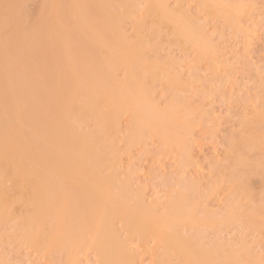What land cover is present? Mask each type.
Wrapping results in <instances>:
<instances>
[{
    "label": "bare ground",
    "instance_id": "bare-ground-1",
    "mask_svg": "<svg viewBox=\"0 0 264 264\" xmlns=\"http://www.w3.org/2000/svg\"><path fill=\"white\" fill-rule=\"evenodd\" d=\"M168 1L53 0L49 9V0H40L35 23L9 7L0 20V220H14L9 234L17 232L27 251L42 250L56 264H81L92 250L96 264H136L138 249L150 251L157 264H213L195 254L192 242L184 245L178 225L193 219L181 202L158 215L139 194L131 203L115 193L101 173L113 151L103 141L118 135L124 116L129 144L147 135L169 147L164 132L171 113H161L150 94L157 73L178 83V72L171 63L159 69L143 61L141 36L128 37L125 21L155 15L198 59L209 56L207 37ZM193 1L228 21L241 9L227 0ZM175 135L188 155L184 136Z\"/></svg>",
    "mask_w": 264,
    "mask_h": 264
},
{
    "label": "rangeland",
    "instance_id": "rangeland-1",
    "mask_svg": "<svg viewBox=\"0 0 264 264\" xmlns=\"http://www.w3.org/2000/svg\"><path fill=\"white\" fill-rule=\"evenodd\" d=\"M34 1L0 0V20L10 8L35 23L40 0ZM227 1L241 6L230 21L199 10L193 0L168 1L170 7L179 5L207 37L211 47L203 59L191 46L178 43L163 24L157 25L155 15L142 22L132 15L125 21L128 37L141 36L143 61L148 58L159 69L171 63L178 72V83L172 75L157 73L150 92L156 108L171 113L164 132L169 147L147 135L129 144L130 125L124 116L118 135L103 141L113 151L108 149L109 165L101 173L115 193L123 192L131 203L139 194L158 215L168 204L181 202L193 222L181 220L178 233L184 245H196L199 258L213 264H264V0ZM145 74L137 68V75ZM175 133L184 136L188 155ZM12 225L13 219L0 220V264H56L44 251L21 246L17 232L9 234ZM115 227L121 238H128L121 222ZM137 252L136 264H157L150 251ZM232 255H241V262L230 263ZM97 260L92 250L81 264Z\"/></svg>",
    "mask_w": 264,
    "mask_h": 264
}]
</instances>
